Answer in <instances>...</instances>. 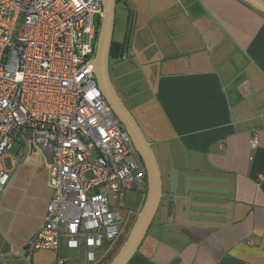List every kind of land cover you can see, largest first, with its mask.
<instances>
[{
  "label": "crops",
  "instance_id": "0c3cea01",
  "mask_svg": "<svg viewBox=\"0 0 264 264\" xmlns=\"http://www.w3.org/2000/svg\"><path fill=\"white\" fill-rule=\"evenodd\" d=\"M127 3L123 32L119 40L113 38L120 52L110 57V71L118 69L116 83L111 78L117 91L123 88L132 101L131 108L139 110L147 132L142 129L163 171L158 212L128 264H264V13L243 0ZM16 143V153L6 157L11 158L12 169L3 163L15 172L13 181L25 161L18 157L23 144ZM35 154L46 169V193L30 196L23 189L16 207L10 202L0 210V233L17 245L6 251L8 256L22 249L32 264H56L57 251L29 253L25 248L28 238L42 227L52 197L49 164L40 149ZM172 169L180 170L177 197L171 192ZM187 176L224 181L191 183L230 191L222 195L230 200L224 205L228 211L221 215L223 220L183 217L181 196ZM138 192L145 202L147 185ZM27 197L39 202L35 213L23 209ZM19 214L33 217L25 229L21 220L15 225ZM126 238L124 234L114 250ZM63 247L75 256V264H87L83 247L71 250L64 240L61 254ZM114 250L100 264H109ZM78 255L85 257L84 263ZM66 257V264H71Z\"/></svg>",
  "mask_w": 264,
  "mask_h": 264
},
{
  "label": "built area",
  "instance_id": "2783aa9c",
  "mask_svg": "<svg viewBox=\"0 0 264 264\" xmlns=\"http://www.w3.org/2000/svg\"><path fill=\"white\" fill-rule=\"evenodd\" d=\"M103 13V0H0V201L15 176L3 165L13 145L23 159L40 149L52 197L25 248L57 251L56 264H66L64 240L84 248L87 264L105 261L130 225L112 202L122 208L147 185L94 73Z\"/></svg>",
  "mask_w": 264,
  "mask_h": 264
},
{
  "label": "water",
  "instance_id": "95a60500",
  "mask_svg": "<svg viewBox=\"0 0 264 264\" xmlns=\"http://www.w3.org/2000/svg\"><path fill=\"white\" fill-rule=\"evenodd\" d=\"M264 13V0H243ZM104 13L99 27L96 54L94 58V73L103 96L120 119L127 131L130 133L136 152L139 154L147 173V195L141 210L136 215L133 223L127 227L125 235L127 238L109 264H128L134 254L139 250L150 226L158 212L163 197V171L158 161L152 143L146 137L142 127L126 105L117 91L110 74V57L115 28L117 0H103ZM179 169L170 172L171 192L176 197L179 182ZM192 181L208 182L217 185L223 180L216 178H194L185 177L184 213L187 217L196 221H219L223 220L222 214L228 211L224 205L229 199L222 195L230 191L217 186H192ZM192 193H194L192 195ZM193 202L194 205L190 203ZM190 211L194 213L189 214ZM119 240L118 245L121 244Z\"/></svg>",
  "mask_w": 264,
  "mask_h": 264
},
{
  "label": "rangeland",
  "instance_id": "374dc122",
  "mask_svg": "<svg viewBox=\"0 0 264 264\" xmlns=\"http://www.w3.org/2000/svg\"><path fill=\"white\" fill-rule=\"evenodd\" d=\"M129 3L126 4V0H118V4L116 6V18H115V31H114V36L113 38L116 40H119V38L121 37V34L123 32L124 29V24H125V16L127 13V8H128ZM96 22H99L98 17H96ZM115 62H111L112 66H114ZM124 69V68H123ZM111 75L114 78V82L116 83V79H115V74H118V69L114 67L111 68ZM120 82V81H119ZM122 89L118 88V92L121 96L124 97V101L127 104L128 107H130V109L132 110V112L134 113V115L137 116L138 120H140L141 124H142V128L144 129L145 133L146 131V127L144 126L142 119L140 118L139 115V110L131 108L132 106V101H130L128 99V97L124 94V92L122 91ZM122 97V98H123ZM134 100H136V102L140 101V98L137 96H134ZM19 148V143H15L13 148L10 149L9 153L11 155H14L17 151V149ZM7 169H12L13 165L11 162V158H6L4 161ZM46 169L45 167L41 164V160H40V155L39 154H35L34 152L31 151V153L28 155V157L25 159L24 164L21 166V168L19 169L12 185L9 187V189L7 190V192L3 195L2 199H1V208L0 210H2V208L4 206L10 205V202L13 203V205H11L10 207H16V205H18L19 203V199L22 196V192L23 189H26L27 192L29 193L30 196L33 195H44L45 189L47 186L46 183ZM136 194L138 195V203H140V206L137 207V211H139L142 207L143 202V195L140 192H131L129 193L126 198L129 199H133ZM34 198L31 197H27L25 202L23 203V209H28L30 211H33L34 213L37 211V206L39 205V202H34ZM125 201V199H124ZM130 201V200H129ZM16 202V203H15ZM113 205H115L116 211L119 214L120 217L125 218L126 217V213H125V207L119 208L116 206V204L114 202H112ZM31 208H33V210H31ZM20 215V214H19ZM14 217V215H13ZM22 217V218H20ZM32 216H26L24 217V215H20L16 222L19 223V220H21L20 223H22V228H27L28 225L30 223H32ZM19 223V224H20ZM17 245H12L10 244V242H7L6 239L1 235L0 233V255H2V259L0 257V264H27V257L24 256V254H22V256H20L19 254L13 255L10 254V256H8L6 254V251L10 249L14 250L15 247ZM63 254H65L66 256H69V260L70 263L73 264V261L75 260V256H71V251H69L66 247H63L62 249ZM84 256L78 255L77 256V260L81 261V263H84ZM75 264V261H74Z\"/></svg>",
  "mask_w": 264,
  "mask_h": 264
},
{
  "label": "flooded vegetation",
  "instance_id": "af4514ba",
  "mask_svg": "<svg viewBox=\"0 0 264 264\" xmlns=\"http://www.w3.org/2000/svg\"><path fill=\"white\" fill-rule=\"evenodd\" d=\"M137 158L139 159V161L142 163V160L139 156V154L137 153ZM138 195L136 194V196L131 200L129 198H126L125 201H124V207H125V210H130L128 213H129V218H128V221L130 223H133L135 218H136V215L138 214L139 211H137V207L140 206V203H138ZM144 198L145 196H143V201L141 202H144ZM130 200V201H129ZM143 205V204H142Z\"/></svg>",
  "mask_w": 264,
  "mask_h": 264
},
{
  "label": "trees",
  "instance_id": "16d2710c",
  "mask_svg": "<svg viewBox=\"0 0 264 264\" xmlns=\"http://www.w3.org/2000/svg\"><path fill=\"white\" fill-rule=\"evenodd\" d=\"M98 24L100 26L101 22L99 21ZM116 46H117L116 43L113 41L112 47H111V56H116L120 52V50Z\"/></svg>",
  "mask_w": 264,
  "mask_h": 264
}]
</instances>
